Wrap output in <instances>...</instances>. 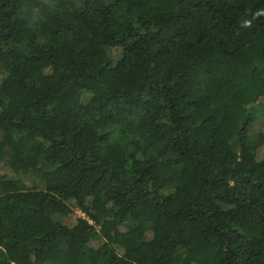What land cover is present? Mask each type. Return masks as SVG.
<instances>
[{
  "label": "trees",
  "instance_id": "16d2710c",
  "mask_svg": "<svg viewBox=\"0 0 264 264\" xmlns=\"http://www.w3.org/2000/svg\"><path fill=\"white\" fill-rule=\"evenodd\" d=\"M256 106L264 0H0V264H264Z\"/></svg>",
  "mask_w": 264,
  "mask_h": 264
},
{
  "label": "rangeland",
  "instance_id": "374dc122",
  "mask_svg": "<svg viewBox=\"0 0 264 264\" xmlns=\"http://www.w3.org/2000/svg\"><path fill=\"white\" fill-rule=\"evenodd\" d=\"M253 109L257 112V114L259 116V118L256 122V125L254 127V131L264 132V108L262 106H256ZM252 143H254V139H252ZM7 157H8V155H6V157L0 161V170L1 171H3V169L5 168V166L7 164V159H8ZM76 215H83V214L79 210H77Z\"/></svg>",
  "mask_w": 264,
  "mask_h": 264
}]
</instances>
